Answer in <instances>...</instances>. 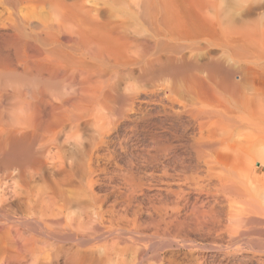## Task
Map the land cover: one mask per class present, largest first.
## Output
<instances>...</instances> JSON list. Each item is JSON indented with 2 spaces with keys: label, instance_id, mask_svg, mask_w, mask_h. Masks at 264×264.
Here are the masks:
<instances>
[{
  "label": "bare ground",
  "instance_id": "obj_1",
  "mask_svg": "<svg viewBox=\"0 0 264 264\" xmlns=\"http://www.w3.org/2000/svg\"><path fill=\"white\" fill-rule=\"evenodd\" d=\"M219 2L0 0V264H141L145 229L232 245L264 228V96L243 94L264 27L222 25ZM197 33L233 65L193 57ZM186 258L165 262L216 255Z\"/></svg>",
  "mask_w": 264,
  "mask_h": 264
},
{
  "label": "rangeland",
  "instance_id": "obj_2",
  "mask_svg": "<svg viewBox=\"0 0 264 264\" xmlns=\"http://www.w3.org/2000/svg\"><path fill=\"white\" fill-rule=\"evenodd\" d=\"M178 1L179 0H177V3L181 2V0L179 2ZM220 1H221V3L219 2L220 5H219V15L218 16H220L219 17L220 18L219 21L221 22L222 25H234V26L241 25V24L257 25L259 29L264 27V20H257V19H264V9H260L259 8V5L263 4L264 3V0L259 1V2H258V0H220ZM183 8L180 7V10H182ZM184 9H186V10H182L181 11V15L183 16L182 19H184V18L185 19L184 20H179L180 23L182 25L185 24L186 27H189L188 28L189 30H193L194 31L197 28H199L201 26L202 22L205 21V20H199L197 14L195 12H193L194 11L193 9H189V8H184ZM190 12H191V14H189ZM1 17H2V15H1ZM1 17H0V19L3 20L4 17H2L3 19ZM193 37H196L197 38L196 42L193 39L190 38V41L191 42L190 41H187L186 43L190 42V44L188 43V45L193 46L194 45V42L195 43H199L200 42V48L202 49V50H200L197 53L196 52H193L192 53L193 57L195 55H197L199 57V59H207L208 58V54H209V56H211V57H213L215 59L218 58L220 60H223L224 61V65H227V64L228 65H233L232 62H229V56L224 52V50H221V48H216V47H208V48L206 47L205 48L202 45L203 42L201 40V38H204V37H201V34L200 33L194 34ZM185 55L186 56H189L190 55L189 54V50L188 51L187 50L185 51ZM235 70L238 72V74H237V72L235 71L236 72V75L234 74L235 77H238V76H240V75L243 74L241 72V69L240 70L239 69H235ZM239 72H240V74H239ZM252 74L253 73H251V74H245V75L243 74L244 75L243 77L245 79H247L246 80L247 82H245L247 84L243 88L244 98L246 97L245 99H247V100L249 98H256L259 95L264 96V92L262 91V89L264 88V81L263 82H260L257 79V77L254 76V75H252ZM235 80H237V78H235ZM177 109L178 108H175V110H177ZM182 119L185 120V118H182ZM239 131H241V132H239L238 134H240V136H241L242 134H244L243 132H245L246 130H239ZM247 131H249V130H247ZM235 132H237V131H234L233 134L237 135V133H235ZM248 133L250 134V131L247 132L246 134L248 135ZM246 134H244V136L241 137L242 140L240 139L241 140V147L242 148L247 145L246 141L243 140V138H246L245 137ZM194 135H196V129H195L194 126H191L184 133V137H186V138L183 137V140L184 141L185 140H188L191 136H194ZM234 145H236V144H234ZM236 147L239 148V145H236ZM253 164H254V166H253ZM260 165H261L260 162H258V160H256V159L251 162V167L252 166L254 167V168L252 167V169H253L252 176L255 177V175H256L255 179H257V182H259V183L263 182L261 184H263V186H264V181H263L264 179H261V178H264V168H262ZM169 188L171 190H172V188H173V190H176L177 189L176 186H170ZM261 228H263V227L253 229V231L255 230L254 232L251 230L250 232L247 233L248 235L246 234L247 237L240 235L241 238L239 236L237 238L238 240L236 239V240L232 241V245L234 243H238L239 240H240V243H242V245L241 246L238 245L239 246L238 247L237 244H234L233 245V248H231V246H232L231 245V242H230L231 240L229 238H227L226 236L222 237V239H221L222 241H220V239L217 240V241H215L216 243L213 242L212 240L211 241L210 240H206V241L205 240L204 241L202 240L201 241V240H197V239H194L193 240L194 242L193 241H188L187 242V241H184L182 239L180 240V237L178 235H176V233L174 234V231L172 229H169L170 231L169 230H167V231L165 230L164 231V232H166V235H165L164 232H163V230L156 231L158 234L155 231H153V230H147V233H146V229L144 228L145 231L143 230L142 232L143 233L145 232V234H148L147 235L148 238H147V236H145V234L142 233L143 234L142 236H145L144 239L146 238L145 239L146 242L143 240V237L141 236L142 237L140 239L141 243H142V241L145 242V243H142V245L144 246V248L142 247V250L143 249H145V250H143L144 251V253H143L144 255L142 254L141 264H148L149 262H152V261H153L152 264H156L155 263L156 260H158V261L162 260V257L163 256H164L163 259L165 261H169L171 259L172 261H175V262H178V263H179V261L180 262H184L187 259L186 256L188 257L189 254H191L192 256H199V257L200 256L216 255V258L213 259V261L210 264H220V263L221 264H226L228 260H229L228 261V264H232V263L233 264H242V263L243 264H253V261H254V264H259V263L260 264H264V228L263 229H261ZM257 229H259V230H257ZM171 231H172V233H171ZM153 232H155L157 235L155 233H153ZM168 232L170 233V235H168L169 234ZM251 232H253V233L250 234ZM150 233H153V234H150ZM149 234H150V236L151 235H153V236H151V238H149L150 237ZM158 235L161 236V237H157ZM163 235H164V238H163ZM171 235L172 236L174 235V236L171 237ZM154 236H156L155 238L158 239V240H156L154 238ZM168 236L171 237L170 240L173 239L171 242L168 239L169 238ZM166 237H168V238H166ZM174 237H176V238L174 239ZM159 238L164 239V241L161 240V239H159ZM178 238H179V240H178ZM66 239H68V238L62 239L63 244L66 245V246H69L68 244H70L69 241L71 242V240L68 239L69 241L68 240L66 241ZM159 240H161V241H159ZM247 240H248V242H247ZM227 243L228 244L230 243V244L228 245ZM240 243H238V244H240ZM144 244L145 245H148V247L145 246ZM243 245H244V247H243ZM166 246H167V248H166ZM228 246H230V247H228ZM235 246H237V248ZM146 248H147L148 251L146 250ZM211 248H213V249L215 248V249H217V251L215 249H214L215 250L214 251ZM226 248L227 249L230 248V249L227 250ZM238 248H240L242 250H240V249L238 250ZM149 249H150V251H149ZM153 249H154V251H153ZM151 250H152V253H151ZM251 250L253 252H250ZM247 251H248V253H246ZM154 252H155L156 256L159 257V259L158 258L155 259ZM145 253H147V254H145ZM254 253L256 254L255 256H254ZM228 254H229V257H228ZM223 257H225V260H221ZM145 258H147V259H145ZM158 261H157V263H158ZM165 261H163V263L167 264V262H165Z\"/></svg>",
  "mask_w": 264,
  "mask_h": 264
}]
</instances>
